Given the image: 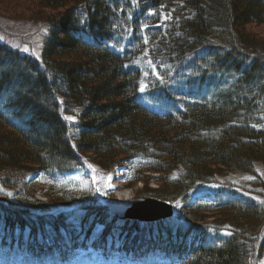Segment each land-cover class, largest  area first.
<instances>
[{"label": "trees", "instance_id": "trees-1", "mask_svg": "<svg viewBox=\"0 0 264 264\" xmlns=\"http://www.w3.org/2000/svg\"><path fill=\"white\" fill-rule=\"evenodd\" d=\"M20 1L48 33L41 57L0 42V260L63 264L94 248L124 264H257L264 38L252 27L264 25V0L0 5L21 15ZM130 157L147 160L134 178L144 196L189 202L234 171L257 177L261 199L219 194L146 222L114 216L90 194L61 195L78 205L53 211L63 198L39 200L19 188L38 170L65 174L87 164L104 174Z\"/></svg>", "mask_w": 264, "mask_h": 264}, {"label": "rangeland", "instance_id": "rangeland-1", "mask_svg": "<svg viewBox=\"0 0 264 264\" xmlns=\"http://www.w3.org/2000/svg\"><path fill=\"white\" fill-rule=\"evenodd\" d=\"M20 4L19 13L21 15L12 14L11 10L14 7H11L9 3L4 2L2 6L0 5V42L17 49L21 53L41 57L43 42L48 33L47 23L44 20L42 21V19H35L36 17H33V15L36 12L32 14L29 10L22 8L24 6L29 8L28 3L20 1ZM43 13L53 14V11L48 10ZM252 32L264 38V25L260 27L253 26ZM144 161L147 160L142 157H130L123 161V165L120 168L104 174L99 173L95 168L87 164L65 174L43 173L38 170L30 173L26 181L19 185V188L21 190L22 186L25 187L22 188V191L27 194L26 196H34L39 200L48 199L45 194L63 198L61 195L66 196L70 193H73L76 197L90 194L100 201L106 198L127 200L129 197L145 195L141 192L144 189L143 182H134L135 172L139 166L144 164ZM258 171L264 175V165H260ZM145 175L150 177L157 176L153 172H145ZM256 178L253 174L234 171L229 172L227 175L217 176V181L215 180L212 184L201 186L192 195L189 202L181 198L179 203L174 204L175 215H179L182 208L185 211H189L190 209L187 206L195 203L199 198L218 200L219 194L225 200L234 196L240 199H261L255 191ZM158 186L157 180H152L151 187L156 188ZM14 189L17 190L18 188ZM7 191L12 193L10 189H7ZM63 200L62 203L52 205L53 211L59 212L61 209H68L78 205L75 202L74 205L68 206L66 204L67 200L64 198ZM101 252V250L94 248H89L88 250L79 249V256L64 264H124L117 256L108 259L100 254ZM0 264L9 263L0 260ZM16 264H22V262H17ZM44 264L51 263L47 261ZM257 264H264V254L258 258Z\"/></svg>", "mask_w": 264, "mask_h": 264}, {"label": "water", "instance_id": "water-1", "mask_svg": "<svg viewBox=\"0 0 264 264\" xmlns=\"http://www.w3.org/2000/svg\"><path fill=\"white\" fill-rule=\"evenodd\" d=\"M104 201L110 213L121 219L154 222L171 219L175 215V206L172 202L154 197H137L127 200L107 198Z\"/></svg>", "mask_w": 264, "mask_h": 264}, {"label": "bare ground", "instance_id": "bare-ground-1", "mask_svg": "<svg viewBox=\"0 0 264 264\" xmlns=\"http://www.w3.org/2000/svg\"><path fill=\"white\" fill-rule=\"evenodd\" d=\"M137 197H146V198H150V197H153V196H136V197H129V199H133V198H137ZM154 198H157V197H154ZM158 199H160V198H158ZM161 200H163V199H161ZM164 201H166V200H164ZM168 201V200H167ZM174 204V203H173ZM175 206V205H174ZM163 220V219H162ZM158 221H160V220H158ZM154 222H156V221H154Z\"/></svg>", "mask_w": 264, "mask_h": 264}, {"label": "snow or ice", "instance_id": "snow-or-ice-1", "mask_svg": "<svg viewBox=\"0 0 264 264\" xmlns=\"http://www.w3.org/2000/svg\"><path fill=\"white\" fill-rule=\"evenodd\" d=\"M68 119H73V117H68Z\"/></svg>", "mask_w": 264, "mask_h": 264}]
</instances>
